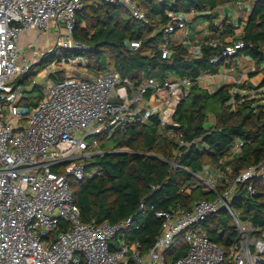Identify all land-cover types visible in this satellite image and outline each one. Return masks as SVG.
I'll list each match as a JSON object with an SVG mask.
<instances>
[{
  "label": "built area",
  "instance_id": "1",
  "mask_svg": "<svg viewBox=\"0 0 264 264\" xmlns=\"http://www.w3.org/2000/svg\"><path fill=\"white\" fill-rule=\"evenodd\" d=\"M95 1L118 4L133 19L149 23L138 0ZM82 5V0H0V264H165L168 249L179 236L187 251L175 264L264 263V230L241 222L230 206L237 185L264 176V159L234 176L218 168L211 177L203 171L194 174L193 186H203L214 198L196 200L190 209L178 205L157 209L160 230L145 251L139 242L132 246L121 240L112 251L110 241L129 226L130 219L115 224L82 221L69 178L84 177V159L94 153L97 136L124 127L131 117L144 123L152 115L158 116L163 133H171V127L179 126L173 120L176 107L193 82L187 77L162 82L148 78L134 86L111 69L89 76L86 57L66 54L85 49L73 37L76 12ZM166 14L168 21L155 30L160 33L162 58L170 54V45L177 43L173 36H180L187 45L188 23L197 12L168 10ZM51 25L59 29L51 45L28 57L20 46L21 35L35 29V44ZM210 44L222 47L211 58L217 63L223 60L220 66L244 46L242 40L224 46L211 40ZM139 45V41L129 42L135 49ZM191 49L194 54L200 52L199 45ZM41 60H48L50 73L63 78L48 80L42 99L28 107L22 104V97L32 84L23 86L17 80ZM216 76L218 71L204 72L195 81L210 91ZM148 92L155 100L140 108ZM242 144L239 140L233 143L229 158L241 152ZM94 173L98 171L88 175ZM219 187L221 191H217ZM247 190L253 192L251 186ZM220 208L231 214L238 231V241L228 250L212 243L198 227Z\"/></svg>",
  "mask_w": 264,
  "mask_h": 264
},
{
  "label": "trees",
  "instance_id": "2",
  "mask_svg": "<svg viewBox=\"0 0 264 264\" xmlns=\"http://www.w3.org/2000/svg\"><path fill=\"white\" fill-rule=\"evenodd\" d=\"M237 1L242 0H138L149 19L145 25L118 4L82 0V8L75 16L73 37L85 49L66 54L86 57L89 73L111 69L131 80L134 86L148 78L159 82L173 77L193 80L173 114L179 126L171 127V133L162 132L157 115L144 123L137 116L131 117L124 127L97 136L94 153L84 159V177L69 178L83 222L107 220L115 224L131 220L110 241L112 251L118 249V240L132 246L139 242L142 251L150 248L160 230L161 221L155 216L157 209L177 205L190 209L196 200L213 199V192L201 185L193 186L194 174L203 171L209 163L234 176L264 159V100L258 97L264 87V0H255L243 33L233 39L242 40L244 46L240 51L247 53L256 67L261 66L257 72H261L262 78L254 87L233 82L214 91L202 88L195 79L201 73L218 71L223 60L217 63L211 58L222 47L212 46L209 40L199 44L200 52L194 54L184 44H172L170 54L162 58L158 48L160 33H155L157 27L168 21L166 11L195 10L199 14L208 13L209 30L217 34V40L224 46L231 43L225 37L233 34V24L227 20L214 23V17L220 5ZM131 41H139V47H130ZM40 65H31L17 83L31 84V74ZM50 77L52 80L63 78L53 73ZM34 87L32 84L24 93ZM149 95L150 92L146 97ZM42 97V90L36 97L23 94L22 104L33 107ZM236 140L243 143L241 152L229 158ZM94 169L98 173L89 176ZM248 186L253 192L247 190ZM221 190L222 187L217 189ZM230 206L241 222H250L264 230V176H255L237 185ZM198 227L212 243L225 250L238 241L237 227L225 208L200 222ZM186 251L182 236L177 237L168 249L165 264H175Z\"/></svg>",
  "mask_w": 264,
  "mask_h": 264
},
{
  "label": "crops",
  "instance_id": "3",
  "mask_svg": "<svg viewBox=\"0 0 264 264\" xmlns=\"http://www.w3.org/2000/svg\"><path fill=\"white\" fill-rule=\"evenodd\" d=\"M255 0H242L239 3H228L220 5L217 8L216 16L214 17V23H221L224 20L233 24V34L227 35L225 37V41L233 42L235 38L243 33L246 20L248 16L252 12L253 5ZM208 13L203 14H195L192 16V19L188 23V41L186 42V46L188 47L189 51H192L191 47L195 45H199L202 42L209 41V40H217L218 36L213 31L209 30L208 26ZM199 19H203L201 22ZM202 27V28H201ZM35 29H29L25 33L21 35L20 46L21 49L25 51L28 57L33 58L37 56L41 51L47 49L52 41L56 38L59 33V29L54 25H51L50 28L44 31L43 36L41 35L34 44V34ZM173 43L176 44H183V41L180 36L175 35L172 37ZM239 40V39H238ZM218 41V40H217ZM238 55V58L235 57ZM233 57V59H227L226 62L222 66L218 68V76H216L212 83L209 85L210 91H214L219 86L224 84L233 83L236 77H241L242 81L236 82L237 84L246 83L250 87H254L257 82H255L258 78L257 72L259 67H256L254 61L250 58L247 53L239 51L238 54ZM45 62V61H43ZM42 62V63H43ZM88 72V71H87ZM89 76H93L95 74L89 73ZM241 93H247L246 91H241ZM155 97L149 95L146 97L144 103L140 104V108H144L148 106L152 101H154ZM206 166L203 169V175L206 177H211L216 174L217 167L212 165Z\"/></svg>",
  "mask_w": 264,
  "mask_h": 264
},
{
  "label": "rangeland",
  "instance_id": "4",
  "mask_svg": "<svg viewBox=\"0 0 264 264\" xmlns=\"http://www.w3.org/2000/svg\"><path fill=\"white\" fill-rule=\"evenodd\" d=\"M202 20L203 19H199L200 22ZM43 33L44 32L41 33L42 36H43ZM39 37L37 38V41H38ZM235 58L237 59L238 58V55ZM47 64H48V60L45 61L44 63H42L38 67V69H37L36 72H34V73L32 72V74H31L32 83L31 84H34L36 88L34 87L30 92H26V93L23 92V94H24L25 97H28V96L29 97L30 96L31 97H36V95L39 93V91L40 90H43V88L46 87V82L51 79V77H50V71H49V68H48ZM256 75H258V78L259 79H257L255 82H257V84H258L259 81L262 78V74L261 73H257ZM23 86H25V85H23ZM30 88L31 87H29V89ZM253 93H254V91L251 92V94H253ZM253 95H255V94H253ZM258 97L261 98V99L263 98V100H264V87L259 90ZM262 103H264V101ZM207 166L213 167L210 163Z\"/></svg>",
  "mask_w": 264,
  "mask_h": 264
},
{
  "label": "water",
  "instance_id": "5",
  "mask_svg": "<svg viewBox=\"0 0 264 264\" xmlns=\"http://www.w3.org/2000/svg\"><path fill=\"white\" fill-rule=\"evenodd\" d=\"M42 62H43V60L39 61L38 64L40 65V64H42ZM228 106L230 107L231 104H228Z\"/></svg>",
  "mask_w": 264,
  "mask_h": 264
}]
</instances>
